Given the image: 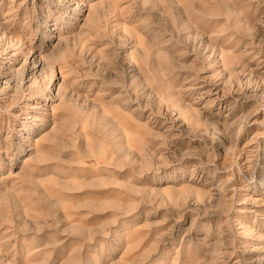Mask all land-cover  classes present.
I'll use <instances>...</instances> for the list:
<instances>
[{
    "label": "rangeland",
    "instance_id": "1",
    "mask_svg": "<svg viewBox=\"0 0 264 264\" xmlns=\"http://www.w3.org/2000/svg\"><path fill=\"white\" fill-rule=\"evenodd\" d=\"M0 264H264V0H0Z\"/></svg>",
    "mask_w": 264,
    "mask_h": 264
},
{
    "label": "bare ground",
    "instance_id": "2",
    "mask_svg": "<svg viewBox=\"0 0 264 264\" xmlns=\"http://www.w3.org/2000/svg\"><path fill=\"white\" fill-rule=\"evenodd\" d=\"M60 40V39H59ZM41 55H39L38 56V58H37V56H34L31 60H30V64H31V68H32V70L33 71H35L36 69H40L42 66L44 67L45 66V64H46V62H47V60L45 61V63H44V61H42L41 60ZM45 57V56H44ZM47 58V57H46ZM45 59V58H44ZM48 64H50V63H47V65ZM29 65V64H28ZM27 66V65H26ZM26 66H23V67H26ZM50 67L52 66V64H50L49 65ZM55 67V66H54ZM53 67V68H54ZM46 68V67H45ZM52 67L50 68L51 69V71H52V69H53ZM27 69V68H26ZM29 69H30V67H29ZM43 69V68H42ZM24 70H25V68H23L22 70L21 69H19L18 71H16V73L18 74V76L19 75H21V77L23 76L22 74H23V72H24ZM41 70V69H40ZM33 71H32V73H33ZM43 71V70H42ZM53 72V71H52ZM37 73V72H36ZM16 74V75H17ZM16 77V76H15ZM14 77V78H15ZM20 77V78H21ZM13 78V77H12ZM7 79V78H6ZM22 79V78H21ZM20 79V80H21ZM8 80H10V79H8ZM8 80H7V82H8ZM16 80V79H15ZM19 79H18V81H20ZM14 81V80H13ZM18 81H17V83H18ZM1 82H3V81H1ZM6 81H5V83H7ZM16 82V81H15ZM15 84V83H14Z\"/></svg>",
    "mask_w": 264,
    "mask_h": 264
}]
</instances>
